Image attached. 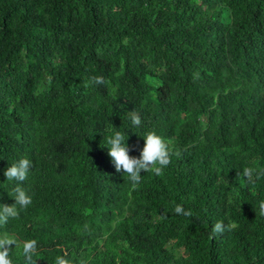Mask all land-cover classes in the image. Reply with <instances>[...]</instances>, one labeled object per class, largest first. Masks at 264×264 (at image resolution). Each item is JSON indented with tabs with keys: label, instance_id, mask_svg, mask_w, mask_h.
I'll return each mask as SVG.
<instances>
[{
	"label": "trees",
	"instance_id": "1",
	"mask_svg": "<svg viewBox=\"0 0 264 264\" xmlns=\"http://www.w3.org/2000/svg\"><path fill=\"white\" fill-rule=\"evenodd\" d=\"M115 131L133 157L149 132L180 155L134 188ZM24 158L13 264L29 239L37 264H264V178L239 175L264 168V0H0V208Z\"/></svg>",
	"mask_w": 264,
	"mask_h": 264
},
{
	"label": "clouds",
	"instance_id": "2",
	"mask_svg": "<svg viewBox=\"0 0 264 264\" xmlns=\"http://www.w3.org/2000/svg\"><path fill=\"white\" fill-rule=\"evenodd\" d=\"M109 84L102 76H93L89 80L84 81V87L93 85ZM114 92L115 89H112ZM131 123L134 126H140L142 120L139 114L133 112L130 114ZM144 137L145 144L139 157L131 156L130 149L127 145L125 135L120 131H115L111 135L105 137V145L108 147V155L117 172H123L130 181L132 187H137L142 183L141 172H152L155 175H161L170 165L173 155H180L179 152H173L169 144L163 137L155 132H149ZM32 168V162L27 159H21L17 163L7 168L4 175L7 181L18 182L12 197H14L15 205H3L0 208V225L6 224L8 219H16L22 210H26L32 204V197L19 185L26 181ZM246 179L248 184L254 185L261 178H264V168L256 166L244 167L241 175ZM176 215L190 217L191 210H186L183 205L177 204L174 208ZM257 215L264 217V201H261L256 209ZM233 224L225 225L223 221H217L212 227L214 235H223L226 231H231ZM18 245V241L13 235L8 233L0 234V264H13L10 257L11 246ZM7 246V247H6ZM22 255L26 260V264H37L34 257L38 255V242L35 239L25 240L22 243ZM55 264H72L65 255L57 256Z\"/></svg>",
	"mask_w": 264,
	"mask_h": 264
}]
</instances>
